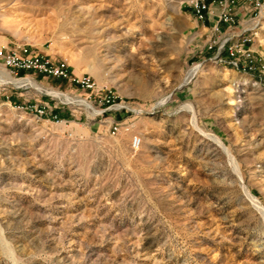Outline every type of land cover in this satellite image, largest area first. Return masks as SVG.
<instances>
[{
  "label": "rangeland",
  "instance_id": "1",
  "mask_svg": "<svg viewBox=\"0 0 264 264\" xmlns=\"http://www.w3.org/2000/svg\"><path fill=\"white\" fill-rule=\"evenodd\" d=\"M257 16L264 58V2ZM222 29L189 0H0V44L65 58L136 109L92 113L0 82V264H264V220L244 191L264 206V68L215 60L207 42ZM30 74L105 107L103 90Z\"/></svg>",
  "mask_w": 264,
  "mask_h": 264
},
{
  "label": "built area",
  "instance_id": "2",
  "mask_svg": "<svg viewBox=\"0 0 264 264\" xmlns=\"http://www.w3.org/2000/svg\"><path fill=\"white\" fill-rule=\"evenodd\" d=\"M263 2L264 0H189L192 14L196 20L205 21L208 14L216 11L217 24L214 31L220 32V24L226 26L221 35H217L207 42L208 49H215L213 54L215 60L223 61V54L225 53L229 59L228 63L236 69L248 72L262 71L264 58L255 49L254 40L259 28L257 14L262 9ZM244 3L250 5L251 10L245 19H240L238 11L244 8ZM0 64L15 77L31 76L35 79L30 73L40 74L66 80L87 93L96 94L98 90H103L104 95L99 98V101L105 107L100 110V113L124 110V108L130 109L126 104L117 101L110 89L98 86L90 74L74 73L65 58H54L47 53L31 48L27 44H0ZM46 109L47 104L41 105L36 111L43 115ZM58 112L60 110L52 109L51 111L52 117L56 120L61 118ZM118 126L119 124L114 122L111 126L112 132H116ZM140 144L141 138L134 135L131 146L136 149Z\"/></svg>",
  "mask_w": 264,
  "mask_h": 264
},
{
  "label": "bare ground",
  "instance_id": "3",
  "mask_svg": "<svg viewBox=\"0 0 264 264\" xmlns=\"http://www.w3.org/2000/svg\"><path fill=\"white\" fill-rule=\"evenodd\" d=\"M200 69V64H196L194 66H192L185 79H184V83H186L188 80H190L193 76H195L198 71ZM0 82L5 83V84H11L14 86H21V85H30L33 88L40 90V91H46L49 94H52L53 96L63 100V101H67L70 103H75L78 105H82L84 106L87 110L91 111L92 113H100V109H97L92 103L91 101L87 100L86 97H82V96H78V95H71L68 92H64L62 90H59L57 88L54 87H44L41 83H39L38 81H36L35 79H33L31 76H23V77H15L13 76L6 68H4L3 66L0 67ZM94 73V72H93ZM95 74V73H94ZM97 75V74H95ZM100 79V78H99ZM229 92L231 91V87H227L226 88ZM230 100L231 96L229 97ZM167 98L162 99L159 103H164L166 101ZM232 102V101H231ZM186 106L190 112H192V125L201 130L197 124L195 115H194V108L191 104L188 105H184ZM82 130V129H81ZM206 135H209L217 144H219L222 149L225 151L229 161L232 164V168L235 171V173L237 174L238 178L240 180L243 179L242 174L240 172V168H239V164L237 162V160L235 159V157L233 156V154L231 153V151L229 150V148L227 147V145L224 143V141L217 136H213L209 133H205ZM243 183V182H242ZM244 191L246 193V195L248 196V199L250 200V202L257 208V210L259 211V213L262 216V219L264 220V206L261 204V202L258 200V198L255 196V194H252L246 187H244Z\"/></svg>",
  "mask_w": 264,
  "mask_h": 264
},
{
  "label": "crops",
  "instance_id": "4",
  "mask_svg": "<svg viewBox=\"0 0 264 264\" xmlns=\"http://www.w3.org/2000/svg\"><path fill=\"white\" fill-rule=\"evenodd\" d=\"M243 7H244L243 9H240L238 11V17L240 19H242V18L245 19L248 16V14L250 13V10H251L250 5H248L247 3H244ZM196 21L202 23L203 27H205L206 29L211 27L212 31L214 32V27L217 24L216 11H214L213 13L208 14V17H207V19L205 21H198V20H196ZM221 29L224 31L226 29V26L224 24H220L219 25V30H221Z\"/></svg>",
  "mask_w": 264,
  "mask_h": 264
}]
</instances>
